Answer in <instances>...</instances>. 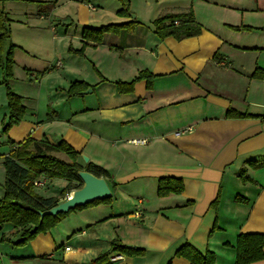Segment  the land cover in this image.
Returning <instances> with one entry per match:
<instances>
[{"label":"crops","instance_id":"obj_1","mask_svg":"<svg viewBox=\"0 0 264 264\" xmlns=\"http://www.w3.org/2000/svg\"><path fill=\"white\" fill-rule=\"evenodd\" d=\"M73 1L0 2L11 31L3 57L15 47L10 86L26 107L22 123L0 134V147L15 149L29 138L55 146L65 141L83 168L84 155L117 188L110 204L72 212L21 257L33 264H92L109 253V264H191L175 256L190 244L203 255L214 253L216 264H236L238 236L264 234V164L248 166L264 162V122L256 117L264 113V78L254 77L264 70V0H157L152 23L192 9L201 34L160 40L143 12L134 18L115 13L117 24L137 21L139 27L88 43L83 56L69 54L70 40L81 50L83 29L103 27L105 14L89 12L79 33L77 13L65 11ZM1 62L0 132L9 117ZM144 71L156 76L151 88L146 80L130 86ZM76 82L90 87L68 97ZM168 177L183 180V193L158 196L160 180ZM8 231L18 236L12 225L2 233ZM114 240L145 254L111 253Z\"/></svg>","mask_w":264,"mask_h":264},{"label":"trees","instance_id":"obj_2","mask_svg":"<svg viewBox=\"0 0 264 264\" xmlns=\"http://www.w3.org/2000/svg\"><path fill=\"white\" fill-rule=\"evenodd\" d=\"M5 0H0V2ZM122 9L118 15L123 17L128 16L131 9L129 0H119ZM140 23L137 21L124 24H112L103 26L101 28H85L83 29L82 38L85 43L83 48L79 51H70L76 55L83 56L88 43L100 44L106 34H118L123 29L132 33ZM154 34L160 40H167L173 37L178 41L196 37L201 34L202 27L197 22L193 10L178 14H166L153 22ZM237 31L246 30L253 31L251 28L236 29ZM0 31L3 34L0 36V58L1 68L4 71L5 83L7 87L8 109L9 117L4 123L3 133L8 134L9 131L22 123L26 115V107L22 97L13 92L10 86V80L14 76V49L12 46L8 54L3 57L5 44L11 39V31L9 21L5 12L0 7ZM43 74H39L37 79H40ZM255 78H264V70H256L254 73ZM156 76L149 72H140L139 77L130 83L134 85L137 81L146 80L148 86L151 88L152 82ZM122 84H119L121 88ZM89 85L85 82H76L68 91L69 97L80 96L83 91L89 89ZM231 111V110H230ZM229 116V114H228ZM238 117H249L250 115L236 114ZM264 122V113L256 116ZM52 116H50V120ZM15 145L14 143H10ZM61 154L67 157V160L61 158ZM80 155L71 145L65 141L57 146L52 145L48 141H37L31 138L17 145L14 151L8 156L4 157V167L6 171V181L4 186V195L0 201V227L4 225H12L18 230V238L13 245L15 247H24L31 243L33 240L42 234H48L52 229L56 228L62 220L68 217L72 212L83 210L88 207L110 204L113 197L94 203L85 207H78L70 211L68 214H60L56 217H45L41 221V217L37 211H49L52 207L60 203V200L66 198L67 194H71L75 190L81 189L84 184L79 178L80 171H88L97 177L105 178L114 192L117 188L112 182L111 175L105 169L96 166L92 163L87 164L83 168L79 163ZM264 162H250L249 167L254 169L262 167ZM247 169L241 171L242 176H245ZM45 177L48 180H65L68 185L61 191L60 196L45 198L37 193L35 182ZM245 183L250 180L244 179ZM184 191V183L182 179L173 177L162 178L159 183L158 196L167 197L171 194L179 195ZM239 201H248L244 198H238ZM219 198L213 204L217 208ZM218 230L217 226L211 234ZM5 241V237L2 239ZM230 247L229 244L225 245ZM237 259L236 264H253L264 260V234H241L237 239ZM111 253L118 252L129 257L144 255L143 250L129 248L124 246L120 241L114 240L112 242ZM108 254L101 255L92 264H109ZM177 258H185L191 264H216V255L212 252H207L205 255L197 251L192 245L185 244L176 252ZM169 264H172L170 262Z\"/></svg>","mask_w":264,"mask_h":264},{"label":"rangeland","instance_id":"obj_3","mask_svg":"<svg viewBox=\"0 0 264 264\" xmlns=\"http://www.w3.org/2000/svg\"><path fill=\"white\" fill-rule=\"evenodd\" d=\"M65 1H70V0H65ZM131 1H132V6L130 9L131 10L130 12L132 13V15L136 16L137 12H143L141 14L142 15L141 19L146 20L147 25H150V26L153 25L152 20L155 18L156 13L158 12L157 10L158 7L156 6L157 0H131ZM163 2L164 3L166 2V4L169 5L168 4L169 0H163ZM71 3H72L71 5L67 4L65 6V11L67 12L74 11L75 13H77L78 17H77L75 25L78 27L79 33H81V29H82L81 27L86 25L84 24L83 19L88 18L90 16L89 12L93 14L94 13H99V14L104 13L105 17L100 22V23H103L101 25L104 26V25H110V24H117V22L114 21L116 17L115 13H118L120 11L119 9H122V5L119 0H77ZM88 4H91L93 8L96 9L95 12L93 9L90 8V5H89V9L87 8ZM166 4L164 6H166ZM75 33H76V30H75ZM77 44L78 43H77L76 38L73 37L70 40V45L68 47V52L70 55H73V53L70 51H73L74 50L73 47L76 46ZM70 88L66 90L67 95H68V91L70 90ZM1 131L2 132H0V134L2 133L4 135L5 134L3 133L4 128ZM5 135H8V134H5ZM13 151H14L13 147H7V148L0 147L1 154L4 152H6L5 154H11ZM60 157L67 160V157L63 154H61ZM3 162H4V158L0 160V197L1 198L3 197L4 186H5V181H6V171H5ZM67 185H65V180H62V181L52 180L48 184H46L44 188H37V193L45 198L50 197L52 195H57V194H58L57 195L58 197L60 196L61 191ZM68 195L69 194H67V196ZM67 196L65 197L67 198ZM66 198H64L63 200H65ZM4 226L0 227V264H13V263L14 264H33L32 260L21 257L23 256L22 249L26 248L29 244L24 247H15L13 245V242H15L17 240L16 238H18L19 236H13L12 233H9V231L3 234L2 230ZM3 237H5V241L2 240ZM38 264H44V263L40 262Z\"/></svg>","mask_w":264,"mask_h":264},{"label":"water","instance_id":"obj_4","mask_svg":"<svg viewBox=\"0 0 264 264\" xmlns=\"http://www.w3.org/2000/svg\"><path fill=\"white\" fill-rule=\"evenodd\" d=\"M86 93H91V90ZM82 158L85 163L89 164L88 157L83 155ZM78 176L82 180L84 186L79 190L73 191L72 196H67L65 200H62L56 206L49 209V211H37L41 217V221H43L45 217H56L60 214H68L78 207H85L95 201H101L113 196V192L105 178L97 177L88 171H80ZM1 199L0 197V201Z\"/></svg>","mask_w":264,"mask_h":264},{"label":"built area","instance_id":"obj_5","mask_svg":"<svg viewBox=\"0 0 264 264\" xmlns=\"http://www.w3.org/2000/svg\"><path fill=\"white\" fill-rule=\"evenodd\" d=\"M134 143L139 144V145H146L147 140H134ZM46 184H48V181L45 177H42L41 179L35 182V186L37 188H44Z\"/></svg>","mask_w":264,"mask_h":264},{"label":"bare ground","instance_id":"obj_6","mask_svg":"<svg viewBox=\"0 0 264 264\" xmlns=\"http://www.w3.org/2000/svg\"><path fill=\"white\" fill-rule=\"evenodd\" d=\"M73 195V192L71 194H69L68 196H72Z\"/></svg>","mask_w":264,"mask_h":264}]
</instances>
